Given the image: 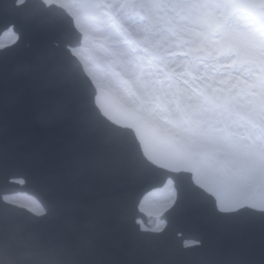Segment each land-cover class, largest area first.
I'll return each mask as SVG.
<instances>
[{
	"label": "snow or ice",
	"instance_id": "6c2138e0",
	"mask_svg": "<svg viewBox=\"0 0 264 264\" xmlns=\"http://www.w3.org/2000/svg\"><path fill=\"white\" fill-rule=\"evenodd\" d=\"M0 37V264H264V0H0Z\"/></svg>",
	"mask_w": 264,
	"mask_h": 264
},
{
	"label": "water",
	"instance_id": "95a60500",
	"mask_svg": "<svg viewBox=\"0 0 264 264\" xmlns=\"http://www.w3.org/2000/svg\"><path fill=\"white\" fill-rule=\"evenodd\" d=\"M17 192H26L28 194H31L30 190L27 187H23V186H19L15 193H17ZM176 227L179 229H182L185 232V235L187 237H194L198 234L197 229L191 223H187V222L182 221V222H179L176 225Z\"/></svg>",
	"mask_w": 264,
	"mask_h": 264
},
{
	"label": "rangeland",
	"instance_id": "374dc122",
	"mask_svg": "<svg viewBox=\"0 0 264 264\" xmlns=\"http://www.w3.org/2000/svg\"><path fill=\"white\" fill-rule=\"evenodd\" d=\"M17 200H19L20 203H28L30 198L25 196H15Z\"/></svg>",
	"mask_w": 264,
	"mask_h": 264
}]
</instances>
